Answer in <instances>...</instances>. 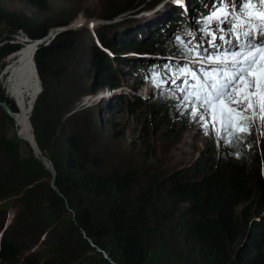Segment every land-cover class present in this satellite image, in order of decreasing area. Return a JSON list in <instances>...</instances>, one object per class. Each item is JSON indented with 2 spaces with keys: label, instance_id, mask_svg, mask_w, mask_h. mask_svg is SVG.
<instances>
[{
  "label": "rangeland",
  "instance_id": "obj_1",
  "mask_svg": "<svg viewBox=\"0 0 264 264\" xmlns=\"http://www.w3.org/2000/svg\"><path fill=\"white\" fill-rule=\"evenodd\" d=\"M111 1L114 0H52L48 11L44 12L19 0H0V49L8 44L19 49L32 41L22 31H12L17 16L31 17L36 24L51 27L45 45L74 31V35L67 38L69 42L74 41L72 47L63 51L65 56L60 57L59 65L65 63L62 65L64 71L57 79L49 77L45 90L39 84L31 89L26 104H20V115L12 112V108H16L13 96L19 90L20 75L5 80L6 90L0 83V93L4 96L0 101V220H13V225L9 226L22 241L20 249L12 247L6 263L8 258L16 260L8 264H32L35 260L36 264H118L113 258L115 252L123 255V245L114 239L116 230L105 220L111 203H117L118 199L125 202V198L132 203L141 187L147 188L152 181L161 182L167 174L190 167L200 157L205 159L203 151L224 152L234 169L239 164L236 149L245 155L248 151L253 152V147L259 153L264 149V137L258 136L255 128L243 144L227 145L211 132L206 135L187 114H181L177 100L169 92H161L150 82L137 86L149 74L148 66L159 63L154 57L156 44L144 45L149 39L147 32L150 33L153 25L161 22L168 13L171 16L187 0L179 3L176 0H139L135 10L120 15L119 12L118 16L105 19V14L111 12ZM70 17L67 26L52 25ZM123 20L130 22L121 27L123 24L118 23ZM191 27L197 28L193 20ZM98 29L106 34L105 44L97 36ZM127 42H135L132 50L120 46ZM164 44L179 54V47L173 46L172 42ZM92 50L96 57L90 62ZM122 55L126 56L120 57ZM5 58L0 60V67ZM96 58L98 61L110 59L107 72L97 74L93 66L89 67L95 64ZM6 61L5 71L14 69L20 57L12 56ZM140 68L146 73H138ZM109 75L117 77L111 83L121 86V91L102 84V79ZM7 89L13 100L5 93H9ZM92 101L95 104L89 107ZM33 117L40 128L47 121L56 120L51 141L46 130L41 129L42 149L35 140ZM71 137L81 142L87 160L82 168L70 170L62 166L56 169L53 154L56 152L55 156L61 158L67 139ZM256 157L252 156L251 161L255 162ZM112 173L132 177L131 186L123 194L125 197L118 198L114 194L98 197L89 191L75 190L65 177L71 175L89 183L91 178L106 179ZM83 209L109 239H89L84 230L78 228L76 221L82 219ZM150 209L146 210L140 237L145 247L153 244ZM6 221L0 222V230L5 228ZM7 222L9 224L10 220ZM2 236L4 238V232ZM0 248L4 250V245ZM1 260L4 263L2 253Z\"/></svg>",
  "mask_w": 264,
  "mask_h": 264
},
{
  "label": "trees",
  "instance_id": "obj_2",
  "mask_svg": "<svg viewBox=\"0 0 264 264\" xmlns=\"http://www.w3.org/2000/svg\"><path fill=\"white\" fill-rule=\"evenodd\" d=\"M19 1L34 10L46 12L52 0ZM114 1L110 2L111 12L108 15L105 14V19L113 18L119 12L120 15L128 10L133 11L139 6L137 5L139 0H119L115 3ZM188 2L197 11H201L198 0H187L186 3ZM170 14L168 13L161 22L153 25L150 33L147 32L149 39L148 42H144L145 46L150 43L156 44L159 37L162 39V37L168 36L178 24H185V28L191 30L188 20L184 21L179 16V12L174 10L171 16ZM70 19L71 17L52 25L67 26ZM129 22L123 20L118 24L120 26L123 24L121 26L123 27ZM13 28V32L20 30L30 40L36 41L46 37L51 27L46 24H36L31 17L17 16V22ZM73 32L70 31V35L63 34L57 42L39 46L35 54L34 44L31 41L25 46H20L19 49L18 46L12 44L0 49V60L8 55L1 61V86L6 90L5 80L20 75L19 90L13 96L14 100L11 91L7 89L10 94L5 92L15 102L17 109L12 108L15 115H20V104H26L27 93L31 89L39 84L40 88L45 90L49 77L53 80L57 79L64 71L62 65L65 63L59 65L60 57L65 56V52L72 47L74 41L69 42L67 38L72 37ZM96 32L103 42L106 35L104 31L98 29ZM105 42L103 43L105 44ZM134 44L135 42H127L120 46L126 50L132 48ZM137 44L140 45V41H137ZM119 52L122 53L121 50ZM91 55L90 62L96 57L93 50ZM12 56L20 57V61L15 64L14 69L10 68L5 71L6 60ZM109 60L106 58L103 61H98L96 58L95 64L89 67L93 66L92 69L97 74L99 71L107 72ZM154 72L151 69L148 73ZM116 79L115 75H109L102 79V84L118 88V85L111 83ZM144 81H146L145 78ZM141 84L144 83L138 82L137 86L139 87ZM2 100H4V96L0 93V101ZM33 104L30 105L31 108L29 107L30 111L33 109ZM33 118L31 124L35 131V140L42 149L41 129L46 130L47 138L51 141L54 136L53 128L56 126V120L54 119L52 123L47 121L40 128L39 122ZM260 141L262 142V139ZM65 146L61 158L55 156L56 152L53 154L54 167L57 169L64 166L70 170L82 168L84 161L87 160V154L81 142H78L77 138L71 137L67 139ZM56 148H54L55 151ZM253 149L254 151H248L247 155L236 149L235 152H238L239 155V164L238 168L234 169L231 168L230 157L224 152H218L215 149L203 151L205 159L200 157L190 167L167 174L161 182L154 183L152 181L147 188L141 187L132 203L126 198L125 202L121 203L118 199L117 203H111L105 214V220L116 230L114 239L123 245V255L115 252L114 261L118 264H264V149L260 153L256 151L255 147ZM252 156H257L255 162L251 161ZM255 163H257L256 166ZM65 177L75 190L89 191L98 197L107 194H114L118 198L125 197L123 194L132 182V177L129 175L121 177L113 173L106 179L91 178L90 175L89 183H85V180L83 182L76 180L71 175ZM149 207H151L153 244L151 247H145V242L142 243L140 237L144 231L146 210ZM239 207L241 208L238 209ZM81 211L84 214H81L82 219L77 220L76 224L79 225L78 228L84 230L86 237L93 240L109 239L104 230L101 231L96 223L91 222L86 209ZM4 220H10V223L8 224L6 221L5 228L0 230V245H4V250L0 248V253L5 260L4 263L1 260V264H8L13 260L8 258L9 261L6 263V257H9L12 247L20 249L19 245L22 241L9 226L11 223L13 225V220L10 218ZM4 220H0V222H4ZM5 233H7L6 237ZM29 258H33L32 255H29ZM36 263L35 260L32 264Z\"/></svg>",
  "mask_w": 264,
  "mask_h": 264
},
{
  "label": "snow or ice",
  "instance_id": "obj_3",
  "mask_svg": "<svg viewBox=\"0 0 264 264\" xmlns=\"http://www.w3.org/2000/svg\"><path fill=\"white\" fill-rule=\"evenodd\" d=\"M198 31L200 40L191 31L187 42L176 37L181 62L164 65L150 82L206 135L230 146L253 128L264 137V0H219Z\"/></svg>",
  "mask_w": 264,
  "mask_h": 264
},
{
  "label": "water",
  "instance_id": "obj_4",
  "mask_svg": "<svg viewBox=\"0 0 264 264\" xmlns=\"http://www.w3.org/2000/svg\"><path fill=\"white\" fill-rule=\"evenodd\" d=\"M33 44H34V54H35V52L38 50V47L39 46H41V45H45V43L47 42L46 41V37L45 38H43V39H41V40H36V41H31ZM34 54H33V59H34ZM126 56V55H125ZM124 57V56H123ZM36 69V68H35ZM39 79V78H38ZM114 90L116 91V90H120V87H118V88H114ZM121 91V90H120ZM120 91H118V92H120ZM39 95V92H38V94H37V96ZM101 95V94H100ZM37 96H36V98H35V100L37 99ZM33 106H34V104H33ZM32 106V107H33ZM6 111H7V113L9 114V110L8 109H6ZM13 112V111H12ZM11 117H12V114H9ZM29 115H30V113H29ZM28 118H29V116H28ZM30 145L32 146V143H30ZM48 166H49V164H48Z\"/></svg>",
  "mask_w": 264,
  "mask_h": 264
},
{
  "label": "clouds",
  "instance_id": "obj_5",
  "mask_svg": "<svg viewBox=\"0 0 264 264\" xmlns=\"http://www.w3.org/2000/svg\"><path fill=\"white\" fill-rule=\"evenodd\" d=\"M167 40H164V39H160V37L158 38V42L156 43V49L158 50V51H160V48H162L163 46H165V48L167 47V49L168 50H171V48L170 47H168V46H166L164 43L166 42ZM170 43H171V41H170ZM125 56V55H124ZM151 67V66H150ZM142 71H144V68H140V70H137V72L138 73H140V72H142ZM152 75H150V79H149V81H146V83H149L150 82V80H151V78H152V76H153V73H151ZM151 83V82H150ZM180 83V81H177V84H179ZM141 85H143V84H141ZM121 87V86H120ZM140 87V86H139ZM223 110H225V109H223V107L221 108V111H223Z\"/></svg>",
  "mask_w": 264,
  "mask_h": 264
},
{
  "label": "bare ground",
  "instance_id": "obj_6",
  "mask_svg": "<svg viewBox=\"0 0 264 264\" xmlns=\"http://www.w3.org/2000/svg\"><path fill=\"white\" fill-rule=\"evenodd\" d=\"M188 22H189V26H190L191 30H193L192 27H191V19L188 20ZM178 57H179V54H178L177 56H174V57L172 58V60L170 61L169 65H175L176 63L181 62V61L178 59ZM174 58H177V59H174ZM253 75H258V73L253 72ZM143 83H146V81H144ZM94 101H96V100H94ZM94 104H95V103L92 101V104L89 105V106H92V105H94ZM86 105H87V104H86ZM34 149H35V148H34ZM37 151H38V150H37Z\"/></svg>",
  "mask_w": 264,
  "mask_h": 264
}]
</instances>
